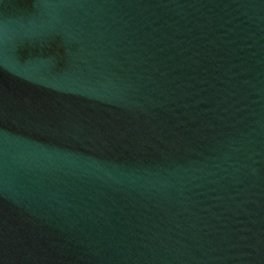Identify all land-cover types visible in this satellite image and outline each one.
Instances as JSON below:
<instances>
[{
  "label": "water",
  "instance_id": "water-1",
  "mask_svg": "<svg viewBox=\"0 0 264 264\" xmlns=\"http://www.w3.org/2000/svg\"><path fill=\"white\" fill-rule=\"evenodd\" d=\"M0 264H264V0H0Z\"/></svg>",
  "mask_w": 264,
  "mask_h": 264
}]
</instances>
